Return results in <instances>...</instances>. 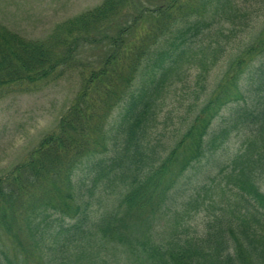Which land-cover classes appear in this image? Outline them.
I'll use <instances>...</instances> for the list:
<instances>
[{
  "label": "trees",
  "instance_id": "1",
  "mask_svg": "<svg viewBox=\"0 0 264 264\" xmlns=\"http://www.w3.org/2000/svg\"><path fill=\"white\" fill-rule=\"evenodd\" d=\"M230 2L103 0L45 42L25 41L0 26V84L58 79L63 75L58 67L79 61L80 45L105 49L103 57L81 69L82 87L56 128L0 176V264H35V253L43 264H113L100 251L104 243L134 259L115 264H264V192L258 185L264 170V93L251 94V85L264 87V62L247 86L230 71L177 140L158 130L173 83L169 77L178 76L181 62L200 54L218 62L224 48L217 37ZM258 2L264 9V0ZM261 51L264 38L245 55ZM245 63L241 56L231 70ZM230 86L244 101L235 118L255 136L228 164L215 152L227 132L212 131L210 112L232 100ZM117 106L122 113L108 132L105 123ZM260 141V150L251 148ZM99 147L108 155L92 158L91 174L79 175L81 161ZM210 158L218 160L210 171L219 175L204 172L192 191L228 189L241 203H232L230 214H215L203 234L185 226L156 242L154 224L173 208L179 179ZM216 177L217 187H211ZM223 179L233 187H222ZM193 198L188 193L181 209ZM113 201L117 204L109 207Z\"/></svg>",
  "mask_w": 264,
  "mask_h": 264
},
{
  "label": "rangeland",
  "instance_id": "2",
  "mask_svg": "<svg viewBox=\"0 0 264 264\" xmlns=\"http://www.w3.org/2000/svg\"><path fill=\"white\" fill-rule=\"evenodd\" d=\"M141 1L151 4L159 3V0ZM102 2L103 0H0V26L19 34L25 41L45 42L51 40L54 33L67 22ZM258 3V0H232L228 4L221 34L219 33L217 37L224 48V51H221L222 54L220 51L217 54L218 62L214 61L213 55L209 58L205 54L192 55L177 67L175 72L177 71L178 76L169 77L173 83L167 89L168 93L158 121V130L168 134L169 137L173 136L175 140L180 138L194 116L215 96L220 85L224 84L230 71L234 74L232 79L237 77L236 81L243 85L247 86L248 82L253 81L255 69L264 62V51L254 55L247 53L245 55V52L252 44L264 38V9L258 7ZM104 50L100 44L80 45L75 56L79 60L77 63L81 66L73 62L74 64L70 66L58 67L63 74L58 79L34 82L14 80L0 84V176L9 173L25 160L41 140L56 128L82 87L81 69L89 68L88 65L103 57ZM204 56L207 59H204ZM241 56L246 58V63L241 65L242 68L238 71H236L237 68L231 70L234 62ZM251 87V94L257 96L264 93V87L261 88L262 90L257 89L255 85ZM229 93L233 94L232 100L221 107L217 113L216 107L212 106L213 109L210 112V115L215 114L212 119V131L218 134L227 132L224 142L215 151L216 158L225 163H230L242 153L247 143L255 136L252 133H246L247 130L240 123L241 120L235 118L236 111L244 104L243 100L237 99V89L230 86ZM122 110V106H117L112 111L113 113L105 123L108 132L110 128L116 126ZM256 146L260 150L261 141L255 146L251 145V148L254 149ZM108 153H102L100 147L97 152L89 153L81 161L77 173L81 176L90 175L91 159L105 158ZM216 158L202 159L195 169L189 170L179 179L177 195L172 199L173 208L170 207L172 209L154 224L155 232L153 231L152 236L156 242L171 239L174 232L184 230L185 226L191 233L203 234L210 229L215 214L221 212L230 214L229 210L234 206L232 203H241L242 198L238 197L240 200L236 201L237 199L231 196L228 189L224 194L218 188L210 190L209 186L199 195L192 191L199 182H202L201 177L204 172L214 175L211 178H214L216 174L219 175L216 171H210L215 164L213 162L218 161ZM220 177H223V174ZM102 182L103 180L100 179L98 186ZM218 182L216 177V180L211 182L214 183L211 187H217ZM221 185L233 187L225 179ZM258 185L264 192V170L259 176ZM191 192L194 198L190 202L187 201L188 205L185 204L181 209V202ZM114 202L115 205L117 204L113 201L109 207H114ZM227 204L229 207L225 208ZM243 204L246 203L243 202ZM99 208L101 207L98 205L92 207V209ZM176 208L180 211H176ZM99 248L102 255H105L113 264L134 262L133 257H130L132 260L129 261L126 255L116 251L109 243H104L103 247ZM34 259L35 264L44 263L39 253H35Z\"/></svg>",
  "mask_w": 264,
  "mask_h": 264
}]
</instances>
